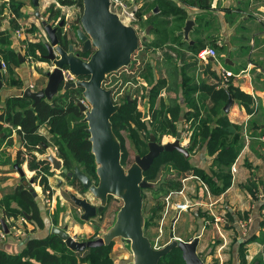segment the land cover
Returning a JSON list of instances; mask_svg holds the SVG:
<instances>
[{
    "label": "trees",
    "instance_id": "obj_1",
    "mask_svg": "<svg viewBox=\"0 0 264 264\" xmlns=\"http://www.w3.org/2000/svg\"><path fill=\"white\" fill-rule=\"evenodd\" d=\"M56 2L60 5L82 7V0H56ZM21 4L19 0H9L10 10L14 14V18L9 21L11 29L0 30V61L6 65L2 72V80H7L9 84L17 82L12 75L11 64H17L19 57L10 46L12 41L10 31L18 26L17 18L21 16ZM209 5L210 0H153L149 10L157 7V13L146 17L147 11H145L143 14L139 13L138 18L142 28L148 24L152 25L150 31L154 38L140 41L139 47L133 54L138 53L139 59L133 60L132 58L129 66L120 69L129 70V73L113 81L116 84L119 81L121 90L127 83L135 85L134 94L118 90V93L121 92L122 95L119 101L114 102L119 104V107L110 118L112 132L120 143L121 164L126 158L124 140L119 133L121 129L129 134L135 148L140 152L139 155H143L147 151L150 134H153L158 141L165 136H175L179 131L178 124L181 119H184L185 124L188 121V127L191 129L188 144L189 154L195 147H204L207 156L210 157L208 171L193 166L189 157L186 158L177 150L163 151L154 158L149 168L143 172V178L151 183L147 189L154 190L156 196L160 195L163 198L171 190H180L182 188L181 179L189 175L197 176L207 185L212 195L220 194L230 185V166L242 146L240 128L228 120L223 108L228 96L238 99L240 103L250 102L251 99L248 96L231 84L220 87L214 82V84L200 83L198 88L192 86L187 80L186 74L182 73V66L179 67L176 62V69L172 68L171 75L177 77L178 70H181V88L179 93L176 91V96L171 98V104H167L159 96L162 89L168 88L165 78L155 79L153 69L156 66L151 64L148 59L144 61L147 49L166 48L170 52L178 53L180 49L188 48L197 54L204 44L190 45L187 41L181 40V35L178 32L189 19L187 6L207 10ZM44 15L42 16L54 25L60 18V10L55 8L54 3H51ZM61 31L59 29L57 34L61 42L66 45V35L69 37L71 35L67 30L66 35L61 37ZM45 43L43 36H39L36 41L28 43L27 53L33 59L44 61L43 55L47 52ZM219 49L222 48L219 47ZM179 53L182 58V52ZM170 59L171 56L167 53L165 60L167 67L171 66ZM141 82H144L145 85H142ZM143 90L145 93L140 94ZM195 93H197L196 98L194 97ZM141 97L145 98L149 109V117L143 120L141 119L143 113L141 114L137 109V99ZM81 99L83 96L80 87H60L52 99L40 100L34 106L32 99L27 96L11 95L3 101L0 97V146L3 141H6V144L14 147L11 133L15 131L19 148L16 150L14 161L18 165L26 161L28 169L34 171L33 182L37 180L36 183L42 190H48L47 176L53 174V171L50 170V163L44 157H39V155L42 156L48 152V137L52 138V142L56 146V155L61 159L64 167L72 169L74 163H81L84 165L85 174L97 181L96 163L91 153L87 124L82 121L83 113L76 105ZM182 105L187 106V111L183 110ZM40 127L45 129V134L38 132ZM162 167L166 168L165 172L169 173V177L175 175V178H168L163 183L153 186L152 182L155 181ZM62 175L67 178L70 186L74 184L75 179L69 178L65 174ZM23 181L22 179L12 192L0 199V207L12 225H15L19 216H23L32 229H40L44 226V222L39 214L35 199L37 193L35 190L27 189ZM79 185L80 189L85 191L80 182ZM141 192L143 195V190ZM160 207L162 204L157 202L154 210L158 211ZM198 215H201L199 210ZM76 219L79 223L83 222L78 217ZM151 219V215L147 218L143 215L144 235ZM261 224H264V220L261 221ZM255 239L256 237L253 236L240 243L238 248L239 264H245V243ZM111 246L112 241L101 246L72 250L66 247L57 234L50 231L42 237L28 236L24 246L16 253L0 249V264H113L109 256ZM157 264L185 263L180 250L174 248L161 257ZM254 264H262V262L258 261Z\"/></svg>",
    "mask_w": 264,
    "mask_h": 264
},
{
    "label": "crops",
    "instance_id": "obj_2",
    "mask_svg": "<svg viewBox=\"0 0 264 264\" xmlns=\"http://www.w3.org/2000/svg\"><path fill=\"white\" fill-rule=\"evenodd\" d=\"M6 1L0 0V30L11 29L9 25L11 18L5 7ZM19 1L22 3L21 16L17 18V23L24 25L31 23L46 41L31 1ZM51 3H54L55 8L58 6L62 9L56 0H39L38 10L41 15L46 13ZM186 10L189 14L188 20H191L192 24L186 38L179 34L184 25L178 32L181 40L187 41L190 45L202 43L204 44L202 49L212 47L217 53L216 57L199 58L191 49H180L185 63H177L179 67L182 66V73L186 74L189 83L197 88L200 83L214 84V79L219 77V67H222L232 73L227 80V85L231 84L251 99L250 102L240 103L238 99L232 98L228 112L225 113L232 124L239 126L242 140L241 149L232 163L234 170H232V164L230 166V185L220 194L212 195L205 190L203 185L205 183L197 176H187V194L195 195L199 191L201 197L204 198L191 202L187 196L188 208L192 206L190 210H192L196 224H199V230L194 235L198 236L196 250L203 258L204 264H239L240 243L254 236L255 240L244 245L245 264H254L258 261L264 264V224H261L264 220V0H216L215 2L210 0L207 10H199L190 6H187ZM37 39L33 38L32 41ZM10 46L15 52L20 53L22 60H18L17 64H11L16 84H9L7 80H2L0 89L2 101L11 95H21L23 90L29 86H32L29 87L31 90L43 88L47 80L46 73L50 69V64L45 60L29 61L20 49L19 41L12 40ZM219 47L222 49L220 50ZM158 71L153 72L155 79L161 76L157 73ZM180 73L179 69L177 77L174 75H170L169 79L165 75L162 77L166 82L170 81L171 84L167 85L170 91L166 88L162 89L159 96L162 92L172 93L173 96L176 91L179 93L182 81ZM141 83L145 85L144 82ZM194 97H197V93ZM182 106L183 110L187 111V106ZM184 122V119H181L178 124L179 129ZM186 124L189 125V122L187 121ZM38 132L45 134V129L40 127ZM15 135V131L11 133L14 147L6 144V141H3L0 146V199L12 192L22 180L14 167L15 153L19 148ZM51 139V137L47 139L50 150L56 148ZM189 161L193 166L208 171L210 157L207 156L204 147H195L189 154ZM19 166L23 171L34 173L28 169L26 161ZM50 176H47V180L51 191L50 189L45 191L48 194L51 193L50 197L48 195L51 203L47 204L43 200L45 193L41 191L40 195L35 198L39 214L44 222L42 228L32 229L31 226L30 229H21L22 225L18 221L12 225L0 207V231L3 229L1 221L7 228V233L0 237V249L16 253L24 246L28 236L42 237L48 234L52 227L67 225H62V221L68 216V211L65 210L67 213L63 214L58 213L57 209L61 206L59 201L58 203L55 201V197L59 195V190L57 183L56 187L51 186ZM206 188L208 190L207 185ZM62 191L64 190L61 189ZM198 210L201 215H198ZM91 219L75 223L79 224V227L83 224L80 228L86 232ZM239 221H244L245 226L241 227ZM24 224L28 227L30 225L27 222ZM67 232L75 234V231ZM77 238L79 237L76 236ZM191 238L182 240L188 241Z\"/></svg>",
    "mask_w": 264,
    "mask_h": 264
},
{
    "label": "water",
    "instance_id": "obj_3",
    "mask_svg": "<svg viewBox=\"0 0 264 264\" xmlns=\"http://www.w3.org/2000/svg\"><path fill=\"white\" fill-rule=\"evenodd\" d=\"M35 8V16L40 20L42 30L46 36V54L43 58L50 64L47 71L45 86L38 90L25 88L22 96L32 99L33 106L40 100H50L57 94L60 87L82 88V96L88 103V108L81 102L76 105L83 113L82 121L87 124L91 153L96 163L97 183L95 184L77 165L72 169L63 166L60 158L50 149L47 154L39 155L50 163V170H59L67 177L78 180L84 189H88L99 199L98 206H94L85 197H79L57 180V186L63 189L69 200L81 210L78 215L80 220H89L96 214H100L105 205L106 196L115 195L122 200L113 226L104 236L91 240H77L75 235L67 232V225L63 227H52L51 232L57 234L65 243L66 247L72 250H83L87 247L101 246L108 244L115 238H120L122 243L129 246L133 259L127 264H157L159 259L166 255L171 249L178 248L185 264H204L196 250L198 236L188 241L177 238L172 229L179 210L171 220L169 241L159 248L151 245L148 237L143 233L142 215V190L151 186L143 178V172L149 168L154 158L163 151L177 150L186 158L189 157V146L180 143V131L175 135L173 141H157L153 134L149 135L147 151L143 155L136 154L134 160L124 169L120 162V143L111 129V115L118 109L119 104L115 103L112 97V89L104 87L107 75L117 72L123 67L130 65L134 52L139 47L141 40H146L152 28L151 24L145 27V34L139 36L134 28L120 21L115 13L109 9V0H82V13L73 20L71 37L61 31L60 36L66 35L67 43L61 42L57 32L64 24L60 19L52 25L39 12V0H30ZM155 7L148 12L157 13ZM191 20H187L179 34L186 38ZM80 43L76 49L73 42ZM90 52V53H89ZM89 53V54H87ZM19 60H22L20 53H17ZM63 70L76 77L75 81H64ZM2 87V70L0 61V89ZM232 103L231 96H228L223 111L228 112ZM19 176L25 177L21 167L14 163ZM33 177L24 182L25 187L34 191ZM2 222V228L7 233V228Z\"/></svg>",
    "mask_w": 264,
    "mask_h": 264
},
{
    "label": "rangeland",
    "instance_id": "obj_4",
    "mask_svg": "<svg viewBox=\"0 0 264 264\" xmlns=\"http://www.w3.org/2000/svg\"><path fill=\"white\" fill-rule=\"evenodd\" d=\"M130 1L134 5L137 6V11H136L137 17H138L139 13L143 14V12H145V11H147V13L152 12V9L149 10V8H150V5L152 4L153 0H130ZM59 6H60V8L62 7V9H59L60 10V18L58 19V21L60 19H63L65 24L71 23L73 20H75L77 17H79L82 13V7H80V6L60 5V4H59ZM56 8H58V6ZM21 25L28 28V30L33 33L32 38H38L39 39V36H40L39 31H38V29H36V27L34 25H32L31 23H28L27 25H24V24H21ZM39 26L42 29L41 24ZM68 26H70V24ZM70 27H67L65 25L63 30L66 28V30H69V33L71 35V28ZM150 38H154L152 33H150L149 36L146 37L147 40ZM31 42H33V41H31ZM146 52L147 53L144 56L145 57L144 61H146L148 59V60H150L151 64L156 66L153 70H159L157 73L161 74V76L158 78H162V77H164V75L167 76L168 79L171 78L170 75L172 74L171 73L172 68L176 69V66H177L176 62H184L183 56H182V58L179 56L180 50L178 51V53H176V52H170L166 48H163V49H159V50L147 49ZM167 53L171 56V59H170L171 66H169V67H167L165 64ZM138 56H139L138 53H135V55H133V57H132L133 60L135 58L139 59ZM29 61H33V58ZM218 72L220 73V70ZM128 73H129V70H120V71H117L116 73H111V74L107 75V79L104 82V87L112 88V97H113L114 101H119V98L122 95L121 92L118 93V90L128 91L129 93H133V89L135 88L134 87L135 85L127 83L125 85V87L123 86L124 88L121 90L120 86H119V81L117 82V84L113 83V81H115L117 78H121L122 75H127ZM218 79H219V77L217 79H214V81L217 83ZM170 84H171L170 81L166 82V85H170ZM126 89H129V90H126ZM167 90L170 91V88H167ZM143 93H145L144 90L140 94H143ZM160 96L165 103L171 104V101H172L171 98H174V96H176V94L174 93V96H173L172 93L167 94V93L162 92V94ZM169 96H172V97L170 98ZM137 100H138L137 101V109L141 112V114L143 113L141 119L142 120L146 119L147 117H149V109L146 105L145 98L141 97V98H138ZM184 125H186V124L184 123L183 126H182V124L180 125L181 130L184 127ZM180 129H179V131H180ZM119 133L121 134V136L124 140V146H125V150H126V158H125L124 163L122 164L124 169L126 170L127 168H129V166L133 162L134 156L136 154H140V152L135 148V145L133 144L132 140L130 139L129 134H127V132L124 129H121L119 131ZM173 139H174V136H165V137L161 138L160 142L172 141ZM51 141H52V139H51ZM181 142H184V139L181 138ZM76 165L83 172L85 171L83 164L74 163V166H76ZM24 171H25V175H24L25 177L22 179L24 180L23 182H26L27 179L34 176L33 175L34 173L33 172L31 173L27 170H24ZM165 171H166V168L162 167L160 169L159 173L157 174L155 181L152 182L153 186H157L158 184L163 183L168 178H175V175L174 176L170 175V177H169V175H168L169 173H167ZM49 180H50V184L52 187H56V183H57L56 180H61V183L68 189V191L75 193L79 197L87 198L89 200V202H91V203L97 204V200L94 199V197H93L94 195L89 190L82 191L80 189L79 182L76 179L73 181L74 184L70 186L68 184V180L64 177V175L61 174V172L59 170H54L53 174L50 176ZM91 180L94 182V179L91 178ZM194 180H197V179H194ZM36 181L33 182L34 183L33 189L37 193V196H39L40 191L42 189H41V187L38 186ZM181 184H182V188H181L182 192L181 193H173V191H175V190H171L168 192L169 197L166 200H165V198H163V196H160V195L156 196L154 194V192H155L154 190H149L147 188L143 189V195H142L143 215L146 218L149 217L150 215L152 216L151 222L147 226L148 228L146 227V229H145V235H146V237H148L151 245L155 248H159L169 241V233L171 232V229H170L171 220L173 219V217L175 216L176 211H177V210H175L176 209L175 203L179 202L181 200L187 201V196L191 200V202L200 201V199H204L199 194V191H198V193H195V195L187 194V177L181 179ZM36 186L38 188H36ZM47 189L49 190L50 186ZM58 190H59L60 197H58L59 195H57V197H55V201H57V203L59 201L61 207H58L57 210H58V213L62 212V214L65 212V210L68 211V214H67L68 216H66L67 218L65 217V220L62 221V223H63L62 225H64V224L68 225L67 231H75V234H70V235H75V236L79 237L77 239H81V240L82 239H84V240L96 239V238L104 236V234L106 232H108L109 229L113 226V224L116 220V214H117L120 206L122 205V200L119 197L113 195L110 203L107 205L106 211L103 212L102 214H100V216L97 215L93 219H91L89 221L88 231L83 232L80 228V227H82L83 224L80 225V227H79V224L75 223L77 221V219H76L77 216L81 213V210L77 209V207L72 204V202L69 200L65 191L61 192L60 186H58ZM50 191H51V189H50ZM48 195L50 197L51 193L47 194V196H45V197L47 198ZM157 202L161 203L162 207H160V209L158 211H155L154 208H155ZM50 203H51V200L47 204H50ZM45 207H46V205H45ZM190 208L186 207L185 209H182L179 212L178 218L175 220L172 231H173L174 235L179 239L191 238L199 230V224H196V222L194 220V215L192 213V210H190ZM65 213H67V212H65ZM239 223H240L239 225L241 227H242V225L245 226L244 221H239ZM21 225H22L21 229H24V228L30 229L31 228V225H29V227L27 225H25L24 223H22ZM96 225H97V227H94ZM72 226H74V227H72ZM78 230H81V231H78ZM129 249H130L129 246L123 244L120 238L113 239L112 240V246H111L110 253H109L110 258L113 261V264H127L128 262H130L133 259V257H132V254L130 253ZM198 255L201 257L199 252H198Z\"/></svg>",
    "mask_w": 264,
    "mask_h": 264
},
{
    "label": "built area",
    "instance_id": "obj_5",
    "mask_svg": "<svg viewBox=\"0 0 264 264\" xmlns=\"http://www.w3.org/2000/svg\"><path fill=\"white\" fill-rule=\"evenodd\" d=\"M214 2L216 0H213ZM6 9L8 10V15L9 18H14V14L12 13V11L10 10L9 7V0L6 1ZM109 9L110 11H112L113 13H115L117 15V17L120 19V21L126 25H130L134 28V30L137 32V34L141 37L144 35V29L140 26L139 23V18L137 17L136 11H137V6L134 5L130 0H109ZM32 32H30L28 30V28L24 27L23 25H21L20 23H18V26L10 31V35H11V40H17L20 42V49L23 51V53L25 54L26 58L28 60H31L32 57L27 53V46L28 43L32 41ZM46 37V36H45ZM217 53L215 51L214 48L212 47H208V48H204L201 49L197 52V56L199 58H206L207 56H212V57H216ZM6 65L1 62V70L2 72L5 70ZM220 69V73H219V79H218V86L220 87H226L227 86V80L229 79V76L232 74L229 70H225L222 67H219ZM63 79L64 81H75L76 77H74L72 74L67 73L63 70ZM30 88L32 86H29ZM79 102H81L83 105H85L88 108V103L86 102V100L83 98L81 99ZM190 134H191V130L188 127V125L186 124L182 130H180V139H184V142L180 143L183 146H188L189 144V139H190ZM56 148L54 147L53 150H55ZM27 156L25 155V158ZM232 170H234V165L232 164ZM202 183V182H201ZM203 184V183H202ZM205 187V190L207 192H209L206 188V185L203 184ZM32 186H34V183H32ZM41 192L45 193L43 195V200H45L46 203L50 202V199L45 196H47L48 192L45 190H41ZM181 189L178 191H173V193H181ZM169 197V193L167 196H165V200L168 199ZM186 207H188V203L186 200H181L179 202L175 203V210H179V212L182 209H185ZM19 223H25L26 219L23 216H19L18 219L16 220ZM242 227H244L242 225ZM4 230L2 229L0 231V237L4 236Z\"/></svg>",
    "mask_w": 264,
    "mask_h": 264
},
{
    "label": "flooded vegetation",
    "instance_id": "obj_6",
    "mask_svg": "<svg viewBox=\"0 0 264 264\" xmlns=\"http://www.w3.org/2000/svg\"><path fill=\"white\" fill-rule=\"evenodd\" d=\"M73 22V21H72ZM71 22V23H72ZM70 24V23H69ZM69 24H63V26L61 27V30L64 28V26L66 25L67 27H70V26H72V24L70 25V26H68ZM66 29V28H65ZM64 29V30H65ZM67 31V30H66ZM73 42L75 43V47H76V49L77 48H79L80 47V43H78L76 40H75V37L73 36ZM90 53V52H89ZM89 53H87V54H89ZM111 89V88H110ZM174 138H175V136H174ZM174 140V139H173ZM172 140V141H173ZM181 140V139H180ZM52 151L56 154V150H53L52 149ZM61 172V171H60ZM62 174V173H61ZM65 177V176H64ZM66 178V177H65ZM67 179V178H66ZM94 183L96 184L97 183V181H94ZM88 189H85V191H87ZM112 194H109V195H107L106 196V201H105V205H104V207H103V210H102V212L100 213V214H102L103 212H105L106 211V208H107V205L110 203V201H111V198H112ZM94 197V199H96L97 200V204L96 203H91V204H93L94 206H98V204H99V199L98 198H96L95 196H93ZM115 197V196H114ZM116 198V197H115ZM73 204V203H72ZM81 214V213H80ZM100 214H96L95 216H97V215H99L100 216ZM94 216V217H95ZM94 217H92V219L94 218ZM79 218V217H78ZM91 219V218H90ZM94 227H97V225L96 226H94Z\"/></svg>",
    "mask_w": 264,
    "mask_h": 264
}]
</instances>
